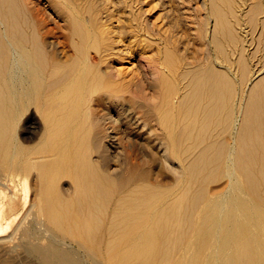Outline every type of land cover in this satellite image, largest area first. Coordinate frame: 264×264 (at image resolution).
<instances>
[{
  "label": "bare ground",
  "instance_id": "obj_1",
  "mask_svg": "<svg viewBox=\"0 0 264 264\" xmlns=\"http://www.w3.org/2000/svg\"><path fill=\"white\" fill-rule=\"evenodd\" d=\"M33 1L0 0V175L25 195L36 179L13 233L48 240L28 251L81 264L69 239L91 264H264V59L234 25L262 13L264 45V0Z\"/></svg>",
  "mask_w": 264,
  "mask_h": 264
},
{
  "label": "rangeland",
  "instance_id": "obj_2",
  "mask_svg": "<svg viewBox=\"0 0 264 264\" xmlns=\"http://www.w3.org/2000/svg\"><path fill=\"white\" fill-rule=\"evenodd\" d=\"M37 1H39V0H37ZM37 1L34 0L33 4H35V5L38 4L37 5L38 7L39 6L43 7V4H44V8H43L44 12L46 11L45 13H46V15H48L49 10H47V9H49V6H48V4L43 3L46 1L40 0L42 4L40 3V1L37 3ZM250 1H252V0H250ZM250 1L249 0H247V1L243 0V2H245V5L243 3L244 9L248 8L251 5ZM171 2L173 5L177 3L176 1H171ZM253 16L241 17L242 19L239 18L238 20H235L234 25H235V29H237L236 31H239L240 35H238V37L241 39L240 40L241 43L238 41V43L235 46L237 48H240V47L242 49L244 48V50H245L244 53L246 54L245 56L247 57L248 60H250V59L252 60V63L254 66V65H256V63H258L256 61H259L261 58L264 59V56L262 54H260V52L259 53L256 52L255 48L263 47L264 45H263V43H260L259 38H258L259 37V31H261V29H262V27L259 26V24H258V22H261V20H259V19H262V18H260V17H262V13L255 14ZM257 18L259 21L257 20ZM251 19H252V21H251ZM48 20H49L48 25L49 26L53 25L54 22H52V20L49 18V16H48ZM166 20L168 21V18H166ZM254 20H255V23L257 25H255ZM250 23H251V25H250ZM242 27H244V29H242ZM254 30H255V33H254ZM241 31H243V32L241 33ZM251 37H253V40ZM244 43H245V45H244ZM227 44L228 43L226 41L225 47H228ZM239 45H240V47H239ZM261 55H262V57H260ZM235 56H236V54H235ZM224 64H226V63H224ZM33 113H34L33 109H32V107H30L25 112L20 110L18 112V115H17L18 117L16 119V124L14 126L15 127L14 130H15V134H16L17 138L19 139V142H21V144L24 146L33 145V143H35L37 141V138H38L39 131H38L37 127H39V121H38L36 115ZM32 128H33V131H32ZM166 175L167 176L163 178L164 181H171L173 178V174L170 172H167ZM171 175H172V177H171ZM21 180H22L21 175L19 176V174H16L12 177H10V176L8 177L7 175H4V174L0 175V190H1V192H0V204H2V203H4V205L6 204L5 207H6V210L9 214L6 212L5 217L13 215L8 220L9 222H8V225L6 228H5L4 217L0 219V222L4 228L3 231H0V237H5V236L11 237L12 236L11 238L9 237V239L8 238L1 239V241H0V264H42V262L39 260V258L35 254L28 251V248H27L28 247V241L30 240V241L38 243L40 245H45L46 242H48L47 238H45L42 235L35 237L36 239L35 238L28 239V238H26L27 236L26 237H25V235L23 236L20 233V231H17L18 233L15 232V234L13 233L14 232L13 230L16 226V223H18L20 218H21L20 214H23L25 212L24 210L28 208V206L30 204L29 202H31V199L34 197V195H35L34 191H35V188L37 185L36 179L30 176L28 179V189H29L28 194L25 195L23 192V184H21ZM63 182L64 181H62V184H63ZM31 183H33V184L31 185ZM13 194H15L16 197L13 198L12 197ZM2 196H3V198H2ZM10 203H12V205H11L12 207L8 206V205H10ZM12 210H13V212H12ZM11 212H12V214H11ZM30 218H31V216L29 217V219ZM29 219H27L26 224L28 226L30 225L29 227L31 229H33V231L35 230L36 232L37 231L41 232L43 226L40 225L36 221L28 222ZM11 232H12V234H11ZM9 233H10V235H9ZM57 241L59 243H62V244H60V246L62 248H65V246H66V248L72 249L76 253V256L80 260L81 264H91L92 257L86 251L81 249L79 247V245L77 244V242H75L73 240L71 241L69 239H67L65 241H62V239L61 240L57 239Z\"/></svg>",
  "mask_w": 264,
  "mask_h": 264
}]
</instances>
